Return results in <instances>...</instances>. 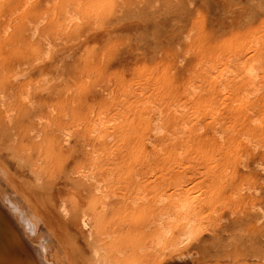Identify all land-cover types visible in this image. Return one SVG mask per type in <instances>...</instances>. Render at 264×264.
Segmentation results:
<instances>
[{
  "label": "rangeland",
  "instance_id": "1",
  "mask_svg": "<svg viewBox=\"0 0 264 264\" xmlns=\"http://www.w3.org/2000/svg\"><path fill=\"white\" fill-rule=\"evenodd\" d=\"M181 194L208 255L167 264H264V0H0V218L30 264H156Z\"/></svg>",
  "mask_w": 264,
  "mask_h": 264
},
{
  "label": "bare ground",
  "instance_id": "2",
  "mask_svg": "<svg viewBox=\"0 0 264 264\" xmlns=\"http://www.w3.org/2000/svg\"><path fill=\"white\" fill-rule=\"evenodd\" d=\"M252 42V41H251ZM256 44V43H255ZM249 46V44H248ZM247 46V47H248ZM251 46V45H250ZM253 48V46L251 47V49ZM248 50V49H247ZM254 50V49H253ZM250 51V50H249ZM248 51V52H249ZM255 55V54H254ZM250 57V56H249ZM255 57L252 56V59H254ZM248 59V58H247ZM255 61V60H254ZM259 61V60H258ZM250 62H253L252 60ZM245 63V62H244ZM255 63V64H254ZM253 64L248 63L247 61V66L244 69L245 74L249 75V76H255V71H254V65H256V61ZM259 63V62H258ZM29 67V66H28ZM28 67H22L20 70L18 69L17 72H14V77L15 79H23L26 78L29 73H30V69ZM259 68V67H258ZM33 69V68H31ZM242 69V70H243ZM256 69V68H255ZM223 71V70H222ZM221 72V71H220ZM219 72V74H220ZM225 72V71H223ZM258 72V69H257ZM222 73V72H221ZM242 74V73H241ZM12 76V78H13ZM220 76V75H219ZM222 76V75H221ZM23 77V78H22ZM243 77V76H242ZM247 77V76H246ZM248 78V77H247ZM252 78V77H251ZM249 77V79H251ZM14 79V80H15ZM244 79V77H243ZM248 79V80H249ZM252 81V80H251ZM253 82V81H252ZM246 83V82H245ZM251 83V82H250ZM248 84V83H247ZM28 95V94H27ZM159 116V115H158ZM161 116H159L160 118ZM161 119V118H160ZM100 120V119H99ZM104 121V119H101ZM100 120V121H101ZM162 121V120H161ZM97 122V121H96ZM156 123V122H155ZM101 124V122L99 123ZM98 124V125H99ZM104 124V123H102ZM159 124V123H158ZM105 125V124H104ZM103 125V126H104ZM157 125V124H156ZM162 125V123L160 124ZM159 125V126H160ZM163 126V125H162ZM99 127H102L101 125L96 126L95 128V132L97 131V135L99 136V138H102V140H104L103 138H105L103 132L100 131ZM155 128V127H154ZM163 128V127H162ZM91 129H94L91 127ZM155 130V129H154ZM158 132V131H157ZM163 132V131H162ZM166 132V131H165ZM164 133V132H163ZM69 134V133H68ZM66 134V138L65 140H68L69 135ZM160 134V133H159ZM96 135V136H97ZM104 135V136H103ZM97 136V137H98ZM107 136V135H106ZM96 138V137H95ZM97 140H99L98 138H96ZM101 140V139H100ZM93 180H95L98 183V178L96 176L93 177ZM97 191H103L102 187L100 186V184H96V188ZM178 193V192H177ZM174 196V195H173ZM107 197V195H106ZM176 197V196H175ZM175 197H172L173 199ZM175 202L171 203V205L167 204L164 205L165 207H162L159 209L157 216L155 217V219L152 221V226L150 229V234H148V236H146L147 238V243L146 245H141V247L139 246L140 250H143L146 248L147 254L151 255L152 258L154 259V262L156 264H167L170 263L173 260H179V259H183L185 258L188 254H190L191 256L194 255L195 251L193 250L194 246L197 245L198 251H200L201 255L203 256H207V252L206 251H202V246L203 244H201V235L204 229V225L201 223L200 218H199V213H198V208L194 207L195 202L191 201L190 198L187 195H177V197L175 198ZM62 203V202H61ZM106 204V202H102L101 203V207H104ZM84 206V205H83ZM82 206V207H83ZM262 216L259 218V220L264 218V204L261 205L259 207ZM77 210V209H76ZM63 211L64 213L67 215L68 214V209L65 208V206L63 205ZM61 213V212H60ZM154 213V214H155ZM260 213V214H261ZM63 215V214H61ZM60 215V216H61ZM156 215V214H155ZM98 213H97V208L95 207L94 204L89 203L87 206H85L84 208H82L81 211V217H80V224L82 226V230L87 233L89 235V237H92V234L94 236L95 232L97 234V230L96 228L99 226V224L102 225V223H100L99 218H98ZM66 218V217H65ZM62 219V218H61ZM242 219H233V225L231 230L234 229V227L236 228L237 224L239 222H241ZM16 224L18 225V221L16 222ZM151 225V224H150ZM19 226V225H18ZM149 226V225H148ZM258 229H261L260 227H258ZM95 231V232H94ZM260 233V232H259ZM262 233V232H261ZM258 234V233H256ZM264 234V233H263ZM234 235V234H233ZM237 235V234H235ZM234 235V236H235ZM260 235V234H259ZM232 236V235H231ZM254 236V235H253ZM257 236V235H256ZM238 237V236H237ZM263 237V236H262ZM16 238V237H15ZM247 238V237H246ZM231 239V238H230ZM235 239V238H234ZM239 239V237L237 238ZM263 238H260L259 236V241H262ZM236 240V239H235ZM256 240V241H257ZM241 241V240H240ZM250 241V240H249ZM237 242V240H236ZM242 242V241H241ZM255 242V241H254ZM253 242V243H254ZM93 243V242H92ZM240 243V242H239ZM238 242L235 244L236 245V249L235 250H239L242 247H245L243 249L248 250V248H246L248 245H238ZM139 244V243H138ZM252 244V242H251ZM250 244V245H251ZM255 244V243H254ZM94 245V243H93ZM92 245V246H93ZM140 245V244H139ZM253 245V244H252ZM251 247H254L252 246ZM256 245V244H255ZM262 245V244H260ZM95 246V245H94ZM221 246V247H220ZM219 246V250H224V246L226 245H220ZM258 246V245H257ZM18 247H20L21 249L25 250L26 247L24 246V244L19 241L18 237L17 240L14 239L13 237L8 236V233L6 232V223L4 220H2L0 218V264H30V260H29V254L28 251L25 252L23 250H19L17 249ZM235 247V246H234ZM233 247V248H234ZM232 248V249H233ZM256 248V246H255ZM36 249V252L38 254V260L36 261V264H46V260H44V256L42 255V253H40V251ZM134 249V248H133ZM201 249V250H200ZM242 249V250H243ZM253 249V248H251ZM261 249V248H260ZM4 250L6 251V253H4ZM66 250V249H65ZM250 250V249H249ZM93 253L98 256L99 254V250L97 248V246H95L93 248ZM194 251V252H193ZM228 251H231L230 249ZM227 251V252H228ZM233 251V250H232ZM252 251V250H251ZM256 252L258 250H255ZM261 252V250H259ZM126 255H128L126 257V255L122 256L123 258H121V262L120 260L118 261V264H140L138 263L137 260V256H133L131 254H127V252L123 251ZM133 252V251H130ZM226 252V251H225ZM237 252V251H236ZM241 252V250H240ZM244 252V251H243ZM242 252V253H243ZM248 252V253H247ZM244 252L245 254H250V251ZM259 252V253H260ZM262 252L264 253V250H262ZM4 253V256H3ZM122 253V254H124ZM194 253V254H193ZM219 253V252H218ZM216 253V255L218 254ZM224 253V252H223ZM221 252V255L223 254ZM234 253V252H233ZM253 253V252H252ZM257 253L256 256H259ZM261 253V254H263ZM69 254V253H68ZM134 254V253H133ZM197 254V253H196ZM226 254V253H225ZM241 254V253H240ZM200 255V256H201ZM214 255V256H216ZM220 255V254H218ZM217 255V256H218ZM236 255V253H235ZM251 255V254H250ZM249 255V256H250ZM253 255V254H252ZM189 256V255H188ZM196 256V255H195ZM232 256V255H231ZM247 256V255H246ZM254 256H255V252H254ZM117 257V256H116ZM114 256V258H116ZM211 257V256H210ZM213 257V256H212ZM229 258V252H228V256ZM241 257V256H239ZM237 257V258H239ZM260 257V256H259ZM244 258V257H243ZM118 259V258H117ZM187 259V258H185ZM184 259V260H185ZM194 259V258H193ZM233 259V258H232ZM242 259V257H241ZM246 259V258H245ZM250 259V258H249ZM190 260V259H189ZM197 260V259H196ZM195 261V260H194ZM201 261V260H200ZM234 261L236 262V259H234ZM233 261V262H234ZM240 261V260H239ZM242 261V260H241ZM240 261V262H241ZM115 262V261H114ZM120 262V263H119ZM196 262V261H195ZM244 262V260H243ZM237 264V262L235 263ZM239 264V263H238Z\"/></svg>",
  "mask_w": 264,
  "mask_h": 264
}]
</instances>
